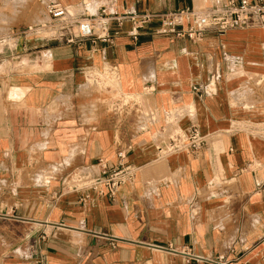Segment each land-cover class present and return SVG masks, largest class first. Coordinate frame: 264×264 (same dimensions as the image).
Listing matches in <instances>:
<instances>
[{"label": "crops", "instance_id": "obj_1", "mask_svg": "<svg viewBox=\"0 0 264 264\" xmlns=\"http://www.w3.org/2000/svg\"><path fill=\"white\" fill-rule=\"evenodd\" d=\"M11 1L0 0V264H264L262 32L154 34L164 14L224 0H37L74 18L106 3L158 16L136 41L111 23L110 41L68 44L24 34L33 9L14 15ZM96 73L111 85L103 104ZM193 127L200 150L158 154ZM119 149L133 179L82 202L69 178L112 169Z\"/></svg>", "mask_w": 264, "mask_h": 264}, {"label": "built area", "instance_id": "obj_2", "mask_svg": "<svg viewBox=\"0 0 264 264\" xmlns=\"http://www.w3.org/2000/svg\"><path fill=\"white\" fill-rule=\"evenodd\" d=\"M45 11L51 22L50 27L56 29V34L51 38L63 40L68 44L82 39L110 41L108 26L111 23L117 27L129 23L127 35L136 41L144 25L158 17L148 11L136 13L130 9L120 8L115 3L103 4L94 15L85 18L72 17L65 7L54 1L45 5ZM158 19L159 24L154 31L155 35L187 39L192 43L201 42L207 31L223 34L231 30L258 29L263 34L261 53L264 67V0H224L202 12L187 8L183 11L164 14ZM41 28L43 27H28L24 34L40 33ZM121 107L115 109L120 111ZM204 143L197 129L193 127L186 134H176L168 139L157 148V152L162 157H167L182 151H198ZM125 155V150L115 151L116 163L112 169H108L103 161H99L91 169L74 173L69 178L70 189L82 193V202L88 199L90 191L98 195H106L113 200L119 188L134 177L130 166L125 164ZM191 258L197 264H235L231 261Z\"/></svg>", "mask_w": 264, "mask_h": 264}, {"label": "rangeland", "instance_id": "obj_3", "mask_svg": "<svg viewBox=\"0 0 264 264\" xmlns=\"http://www.w3.org/2000/svg\"><path fill=\"white\" fill-rule=\"evenodd\" d=\"M11 5H12V13L14 15H16L17 12H19V11L21 12V9L25 10L27 7L31 6L33 9V14H34V18L31 21V25L37 26V27L38 26L43 27L40 29V32L45 37H53V35L56 34V29L50 28V24H51L50 19L47 17L46 12L41 9V5L37 2V0H12ZM105 71H107V70H105ZM253 71H261V70L257 68L256 70H253ZM100 74L101 73H99V75H97V73H96L95 76L92 75L88 81V84L94 85V89L97 93V96L95 97V99L98 101L99 104H103V100L106 99V96H103V90L106 87L110 88L111 85H105L104 81H103V74H101V75ZM259 80H263L262 82L259 83V85L264 86V77L255 78V82H258ZM117 98H118V95H116V96L112 95L110 97H107V99H109V103H110V101H112V99L114 100ZM123 101L125 102L126 100L123 99ZM109 103H108V105H109ZM107 110H110L112 112V108L107 107ZM120 112H121V115H123V112L122 111H120ZM142 116H144V114Z\"/></svg>", "mask_w": 264, "mask_h": 264}]
</instances>
